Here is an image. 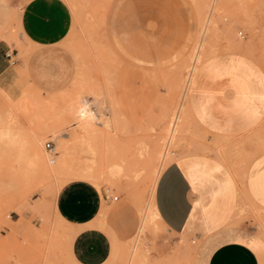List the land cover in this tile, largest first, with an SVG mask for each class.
Instances as JSON below:
<instances>
[{
    "label": "rangeland",
    "instance_id": "374dc122",
    "mask_svg": "<svg viewBox=\"0 0 264 264\" xmlns=\"http://www.w3.org/2000/svg\"><path fill=\"white\" fill-rule=\"evenodd\" d=\"M67 1L70 34L41 48L43 59L25 54L34 48L21 37L17 17L7 21L18 55L0 82V264H79L68 253L73 231L55 208L57 192L74 179L108 197L97 220L119 244L106 264H193L202 240L165 227L155 187L171 162L187 172V159L196 158L200 173L228 165L244 195L247 169L264 152V91L253 85L264 82V0ZM199 44L202 62L208 59L198 67L226 66L207 81L206 94L196 91V80L171 146L172 119ZM78 98L89 99L101 129L92 137L69 114ZM207 117L212 128L229 132L214 135L201 126ZM243 132L250 133L227 138ZM170 146L172 159L164 163ZM244 204L240 221L264 239V210ZM219 215L196 212L187 231L198 217L207 233Z\"/></svg>",
    "mask_w": 264,
    "mask_h": 264
},
{
    "label": "crops",
    "instance_id": "0c3cea01",
    "mask_svg": "<svg viewBox=\"0 0 264 264\" xmlns=\"http://www.w3.org/2000/svg\"><path fill=\"white\" fill-rule=\"evenodd\" d=\"M10 17H17L21 37L34 48L24 51L25 54L39 59L44 58L41 48L63 43L73 24V14L67 0H0L1 83L9 78L13 70L11 60L18 55L13 45L14 32L6 28ZM215 63L217 65L205 64L198 72L196 91L200 94H206L207 81L217 76L226 66L223 62ZM251 68L255 69L253 65ZM46 84L51 86L57 82ZM253 85L264 91L262 80H254ZM224 95L231 96L229 87L224 90ZM208 120L207 117L201 126L220 137L227 133L228 130L212 128ZM249 133L243 132L227 138L244 137ZM197 154L219 159L203 153ZM195 159H187L188 165L191 164L187 172L182 166L184 163L171 162L157 181L154 200L165 227L175 234L202 240L199 256L194 257L193 264H264V239L248 223L239 219V208L243 201L244 209L252 203L264 210V152L256 155L247 169L243 178V196L239 182L231 171L229 173L226 170L228 165H225L224 172L205 174L197 170ZM195 181L197 184H194ZM202 181L207 183L201 184ZM107 199V195L99 188L83 179L67 182L56 194L55 208L73 231L68 253L79 264H106L115 245L119 244L115 235H112L111 240L101 228L104 224L97 220L103 200ZM196 212L220 214L217 219L210 221L211 231L206 233L201 229L198 217L193 220L196 229L193 232L187 231L191 217Z\"/></svg>",
    "mask_w": 264,
    "mask_h": 264
},
{
    "label": "bare ground",
    "instance_id": "6f19581e",
    "mask_svg": "<svg viewBox=\"0 0 264 264\" xmlns=\"http://www.w3.org/2000/svg\"><path fill=\"white\" fill-rule=\"evenodd\" d=\"M203 48H204L203 44H199L197 50L193 53L194 56L192 55V67H191L192 71L190 72L189 79L187 80V83L185 86L184 96H183L184 103H181L179 108H177L176 112L174 113L173 119H172V127L170 130L171 146H172L173 140L176 138L179 128H181L184 120L189 115L188 110H190V107L192 106V103L190 102V99H189V95L194 88V84L196 83V80L198 79L197 75L199 74L198 72L200 68V66L198 67V65L204 59L203 54H202ZM207 59H205L201 64H203ZM89 106H90L89 99H86V98L79 99L78 98V100L73 104L72 108L69 109V114L71 115V117L77 119L80 122L79 128H78L79 132L85 133L88 136L92 137L94 136L95 132L99 133L101 129L99 127H96L95 124L93 123V119L95 117H93L92 112H90ZM113 116L118 118L119 114H115V111H113ZM171 146L167 148L165 152L163 153L164 163L169 162L172 159L171 155L173 151L171 150ZM157 156H159V154ZM142 225H140V230H141Z\"/></svg>",
    "mask_w": 264,
    "mask_h": 264
},
{
    "label": "built area",
    "instance_id": "2783aa9c",
    "mask_svg": "<svg viewBox=\"0 0 264 264\" xmlns=\"http://www.w3.org/2000/svg\"><path fill=\"white\" fill-rule=\"evenodd\" d=\"M8 57L11 58V54L8 53ZM46 147H47V148H51V147H52V143H51V141H47V142H46ZM114 199H117V196L114 197Z\"/></svg>",
    "mask_w": 264,
    "mask_h": 264
}]
</instances>
